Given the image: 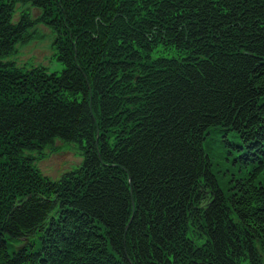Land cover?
<instances>
[{
  "label": "trees",
  "instance_id": "1",
  "mask_svg": "<svg viewBox=\"0 0 264 264\" xmlns=\"http://www.w3.org/2000/svg\"><path fill=\"white\" fill-rule=\"evenodd\" d=\"M0 264H264V0H0Z\"/></svg>",
  "mask_w": 264,
  "mask_h": 264
},
{
  "label": "rangeland",
  "instance_id": "2",
  "mask_svg": "<svg viewBox=\"0 0 264 264\" xmlns=\"http://www.w3.org/2000/svg\"><path fill=\"white\" fill-rule=\"evenodd\" d=\"M41 29L45 30L43 27ZM19 50L21 53H18L17 59L20 63L41 64L46 66L49 72L60 71L63 68L62 64L54 57L52 39L48 33L46 35L44 33V36L20 45ZM20 56L22 60L19 58ZM81 152L76 144L61 142L57 144L55 151H51L50 149L45 151L47 157L40 161L38 164L39 168L50 178L58 179L63 173L73 170L82 164L83 155Z\"/></svg>",
  "mask_w": 264,
  "mask_h": 264
}]
</instances>
